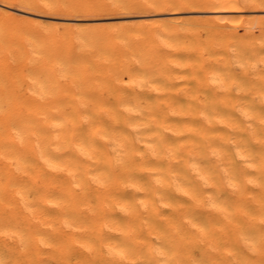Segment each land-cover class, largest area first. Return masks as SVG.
<instances>
[{
  "label": "bare ground",
  "instance_id": "6f19581e",
  "mask_svg": "<svg viewBox=\"0 0 264 264\" xmlns=\"http://www.w3.org/2000/svg\"><path fill=\"white\" fill-rule=\"evenodd\" d=\"M0 264H264V0H0Z\"/></svg>",
  "mask_w": 264,
  "mask_h": 264
},
{
  "label": "rangeland",
  "instance_id": "374dc122",
  "mask_svg": "<svg viewBox=\"0 0 264 264\" xmlns=\"http://www.w3.org/2000/svg\"><path fill=\"white\" fill-rule=\"evenodd\" d=\"M34 12H36V11H34ZM40 14L45 16V18H41V19L44 22H46L47 24L48 23H58V24H65V25H70V24L73 25L75 20L80 19V20L85 21L84 24L91 25V26L92 25H105V24H129V23H133V22H140V21L147 19V18H155V15H153V13H150V12H147L144 10H119V11L116 10V12H115L113 10L110 11V10L105 9V10H94V11L87 12V13H76L73 15L72 14L67 15V14L60 13V12L40 13ZM111 14H113V15H111ZM185 16H187V15H185ZM54 18H61L64 20L61 21V20H57ZM115 18H117V19H115ZM65 20H67V21H65ZM127 22H129V23H127Z\"/></svg>",
  "mask_w": 264,
  "mask_h": 264
}]
</instances>
